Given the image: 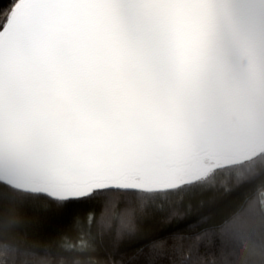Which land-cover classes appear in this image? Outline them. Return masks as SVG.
Masks as SVG:
<instances>
[{
	"label": "snow or ice",
	"instance_id": "snow-or-ice-1",
	"mask_svg": "<svg viewBox=\"0 0 264 264\" xmlns=\"http://www.w3.org/2000/svg\"><path fill=\"white\" fill-rule=\"evenodd\" d=\"M0 264H264V0H0Z\"/></svg>",
	"mask_w": 264,
	"mask_h": 264
},
{
	"label": "trees",
	"instance_id": "trees-1",
	"mask_svg": "<svg viewBox=\"0 0 264 264\" xmlns=\"http://www.w3.org/2000/svg\"><path fill=\"white\" fill-rule=\"evenodd\" d=\"M255 195H256L257 197L261 196V195H262L261 190H260V189H257L256 192H255Z\"/></svg>",
	"mask_w": 264,
	"mask_h": 264
}]
</instances>
